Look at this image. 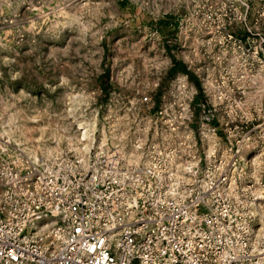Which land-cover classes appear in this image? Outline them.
<instances>
[{
  "label": "built area",
  "instance_id": "built-area-1",
  "mask_svg": "<svg viewBox=\"0 0 264 264\" xmlns=\"http://www.w3.org/2000/svg\"><path fill=\"white\" fill-rule=\"evenodd\" d=\"M158 7L168 86L111 88L49 156L0 134V264H264V0Z\"/></svg>",
  "mask_w": 264,
  "mask_h": 264
},
{
  "label": "rangeland",
  "instance_id": "rangeland-1",
  "mask_svg": "<svg viewBox=\"0 0 264 264\" xmlns=\"http://www.w3.org/2000/svg\"><path fill=\"white\" fill-rule=\"evenodd\" d=\"M156 5L0 0V134L42 158L78 144L85 130L92 133L111 88L137 96L157 83L168 86L178 30L156 27ZM146 12L152 25L141 21ZM178 47V59L186 61L188 47Z\"/></svg>",
  "mask_w": 264,
  "mask_h": 264
},
{
  "label": "crops",
  "instance_id": "crops-1",
  "mask_svg": "<svg viewBox=\"0 0 264 264\" xmlns=\"http://www.w3.org/2000/svg\"><path fill=\"white\" fill-rule=\"evenodd\" d=\"M156 3H157L156 7L159 10L158 0H156ZM123 6H124V8H123L124 12H127L128 14H130L132 11L131 3L124 1ZM148 6H149V0H146V6H145L146 8L145 9H148ZM165 13H167V12H163V14H165ZM163 14L159 11L158 20H156V23H155L156 27L159 29H166V30H170V31L177 30V25H178L177 18L171 14L168 16H164ZM141 19H142L141 21H143V24H145L146 26L153 24L152 21L149 19L148 12L143 13V16H141ZM166 45L167 44L165 42V48L162 51V53H165V54L167 53ZM171 51H172V49H171Z\"/></svg>",
  "mask_w": 264,
  "mask_h": 264
},
{
  "label": "trees",
  "instance_id": "trees-1",
  "mask_svg": "<svg viewBox=\"0 0 264 264\" xmlns=\"http://www.w3.org/2000/svg\"><path fill=\"white\" fill-rule=\"evenodd\" d=\"M185 71H186L185 66L181 62H178L175 59H173V67L171 68L169 75L174 76L177 72H185ZM104 79L107 81L106 77ZM191 79L195 80L193 76H191ZM106 87L107 86L105 85V88Z\"/></svg>",
  "mask_w": 264,
  "mask_h": 264
}]
</instances>
